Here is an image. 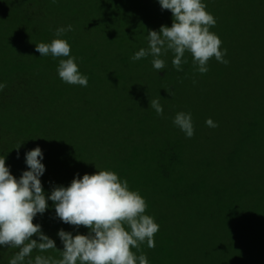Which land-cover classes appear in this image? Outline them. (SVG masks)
<instances>
[{"label":"trees","instance_id":"1","mask_svg":"<svg viewBox=\"0 0 264 264\" xmlns=\"http://www.w3.org/2000/svg\"><path fill=\"white\" fill-rule=\"evenodd\" d=\"M208 2L205 3L206 11L209 9L214 18H224L221 14L223 8L239 9L242 14L249 15L248 23L244 25V17L238 16V12L226 11L225 24L217 27L227 33L228 50L224 59L228 63L225 65L215 60L204 74L216 90L213 98H244V85L251 82L256 93H247V98H261V95L264 98V71L244 83L262 61L264 67V37L257 21H249L250 16L264 17V0H231L228 5ZM140 13L150 14L146 33L140 24L132 21ZM110 17L113 20L107 21ZM165 18H173L169 10H162L158 5L142 7L135 0H0V82L6 85L0 92V157H5L11 174L18 179L23 171L28 170L25 153L39 146L44 154L41 162L46 170L41 183L46 193L56 186H69L77 174L82 178L84 174L99 170L113 171L119 178L126 179L130 190L139 192L145 199L146 214L159 225L154 236L155 247L149 248L146 242L140 245L149 264H174L173 260H180L177 254L183 242L178 228L179 222L188 217L184 215L185 211L189 212L186 221L197 234L196 250L203 264H264V165L251 150L244 153V147L251 144L250 148H259L261 143L251 126L245 130L247 132L243 130L242 134L234 136L220 127L218 121L221 118L217 112L220 99L207 110L190 100L185 102L194 125V136L187 138L172 123L176 113L182 111L181 105L176 110L169 103L163 104V115L169 118L162 120V116H157L149 107L151 98H133L123 106L127 116L125 138L132 137L131 122L143 143L131 148L128 145L122 148L121 144L115 143L117 150L104 162L101 154L106 141L97 138L99 144L101 142V151L95 164L88 162L90 159L86 156L88 152L94 155L92 139L95 135L89 136L86 129L81 144L78 134V127L87 123L86 117L82 123L73 121L72 124H62L54 118V111L62 99L56 89L58 84L77 89L74 95L81 96L90 92L97 94L100 88L95 84L98 80V53L87 54L89 51L83 49L78 54L75 48L82 42L79 39L87 40L90 34H97L106 46L114 47V56L117 57L122 49L132 53L130 40L135 35L144 37L141 45L138 39L135 40L137 51L147 48L148 31L167 26ZM101 19L105 21L100 22ZM69 24L72 31L61 37L55 35L57 28ZM57 38L70 44V55L77 58L79 71L88 77L87 87L64 83L56 70L61 58L41 57L35 50V44L50 43ZM94 48V44L89 45L90 51ZM235 56L236 66L233 65ZM161 58L165 60V68L160 70L162 74H171L180 86L194 84L190 80L197 69L190 53H185L187 63L182 64V71L173 67L174 54L170 50ZM121 62L127 65L129 61ZM148 62L149 57L141 59L139 64ZM150 71L156 79L154 68ZM122 79L121 74L110 72V88H115ZM198 93L200 98H205L203 91ZM158 99L161 102V98ZM259 105L263 106L257 111L247 112L253 116L251 123H264L263 101ZM183 112L188 113L185 107ZM209 118L218 127L207 126L205 121ZM235 148H240L237 154ZM255 165L260 167L261 174L248 179L247 174ZM221 176L229 180L226 182ZM48 204L49 209L38 214L33 223L40 224L43 233L55 240L57 250L46 253L33 250V260L36 255L62 258L63 245L57 236L60 229L73 235L89 231L84 226L77 229L61 222L55 216L52 202L48 201ZM233 222L237 225L233 226ZM32 238L37 239L35 235ZM18 251L0 247V264H8ZM132 251L136 255L140 252Z\"/></svg>","mask_w":264,"mask_h":264},{"label":"clouds","instance_id":"2","mask_svg":"<svg viewBox=\"0 0 264 264\" xmlns=\"http://www.w3.org/2000/svg\"><path fill=\"white\" fill-rule=\"evenodd\" d=\"M158 3L162 10L172 13V25L148 31V47L135 52L132 61L151 56L152 67L160 72L165 68L161 57L170 50L174 54L172 65L177 71H182V64L187 63L186 52L191 54L193 65L201 74L207 73L208 61L213 57L219 63H228L224 59L226 50L220 49L221 40L210 31L216 20L206 11L203 0H158ZM70 31L72 25L69 24L57 28L55 35L61 37ZM35 50L41 57L61 58L56 70L64 83L87 87L88 77L79 71L77 58L70 55L67 40L41 42L35 44ZM5 87V83L0 82V92ZM168 93L171 95L170 91ZM149 107L157 116L164 113L159 99H152ZM172 123L187 138L194 136L190 112L176 113ZM205 123L210 128L218 127L211 118ZM43 159L39 146L27 151L28 170L17 179L6 165L5 157H0V247L19 249L8 264H149L145 254L136 255L132 249L139 252L145 242L149 248H154L159 225L146 214L145 199L139 192L130 190L126 179L119 178L113 171L99 170L82 178L77 174L69 186H56L46 193L41 183L46 170ZM48 201L52 202L55 216L61 222L77 229L84 226L89 231L73 235L60 229L57 236L63 245L62 258L36 255L33 260V250L40 253L57 250L55 240L43 233L40 224L33 223L38 214L49 209ZM34 235L37 239L32 238Z\"/></svg>","mask_w":264,"mask_h":264},{"label":"rangeland","instance_id":"3","mask_svg":"<svg viewBox=\"0 0 264 264\" xmlns=\"http://www.w3.org/2000/svg\"><path fill=\"white\" fill-rule=\"evenodd\" d=\"M134 1V0H133ZM138 5L144 7L148 5H159L158 0H135ZM207 1L208 3L215 5L217 2L224 3L228 5L231 0H203L205 4ZM233 8V6H232ZM238 12V16L244 17V25L248 23V16L245 12L244 14L241 13L239 9H231L228 8L222 10L221 14L224 18L216 17V24L211 28V32L215 33L219 39L221 40L220 49L221 51L227 52L228 50V43L226 40V34L222 30H218L217 27L219 25L225 24L226 22V11ZM240 11V12H239ZM208 12L210 10L208 9ZM233 12V13H234ZM170 16L172 17V13L170 12ZM150 14L140 13L137 16V19L132 18L134 24H140L144 29L145 33L150 26ZM251 19L249 21H257V25L259 28V32L262 37H264V17L258 16V18H254L250 16ZM113 20L110 17V21ZM105 20H100V22ZM173 22V18H165L164 23L171 27ZM104 24V23H103ZM254 25L253 27H255ZM157 31V30H156ZM246 32V31H244ZM144 36V35H143ZM92 41H87L90 39ZM105 38V37H104ZM144 37L135 35L133 39L130 40V44L133 47L132 53H129L128 49H122L119 51L118 56H114L115 49L111 45H105L103 39L97 34H90V37L87 40L79 39L80 42L78 46L75 48V51L78 54H81L82 50L85 49L89 51L87 54H92L97 52L98 55L96 57L97 63V76L98 80L96 81V86H99V90L97 94L88 93L81 95H74L77 93V89L75 88H68L65 85L58 84L56 87L58 93L60 94V98H62L59 102V106L54 111V118H56L60 123L65 124L69 123L72 124L73 121L78 123H82L84 117L87 119L86 125L78 127L79 135L81 137L80 143L82 144L83 134L85 130L90 134L95 135L92 139L94 143V155L90 152L86 154V156L90 159L88 162L95 164L97 161V157L101 151L99 140L106 141L102 147V154L104 156V162L106 158L110 154H114L115 150H117V145L115 143H119L122 145V148H125L128 145L131 148L132 145L137 146V144L143 143L140 139L139 134L136 132L132 123L130 122V131L132 133V137L129 140L125 138V126L127 116L124 112V104L127 102H131L133 98H151V99H158L161 98L160 104H170V106L179 110V106L182 111L184 107L187 109L188 113L190 108L188 104L185 102L190 100L194 104L202 105V108L207 110L211 105L217 103L219 100L220 107L217 109L219 112L220 120L218 124H220L225 132H229L230 134L240 135L250 126L256 130L259 136L260 146L259 148H250L251 144L248 147H244V153L247 150H251L252 155H257L260 158L262 166L264 165V123H251L252 117L250 116L248 111L255 109L257 111L263 105H259V102L263 101V95L261 98H247V93L251 92L252 95L255 92L253 83L249 85H244L246 89L244 93V98H213V92H216L213 83L209 81L204 74H200L197 70L193 72L190 82L194 84H182L175 83V77L171 74L166 75L162 74L161 71L158 72L154 69V74L156 79H154V75L150 70H152V63H151V56H149L150 62L146 65L139 64L140 60L132 61L131 57L137 52V42L136 39L139 40L140 45L143 41ZM94 44L95 48L91 51L89 50V45ZM143 48V47H142ZM124 60H128V64L125 65L123 62ZM215 61V58H211L208 61V66ZM133 63H138V66H131ZM258 64V61L256 62ZM213 65V64H212ZM233 65H237V57L233 58ZM263 61L259 68L255 69L252 73L245 78L244 83L248 80H251L255 75L259 74L261 71H264ZM217 67V65H215ZM117 73L123 76L120 84H118L115 88H110L111 84L109 81V74ZM48 84V81L45 80ZM227 83V79L225 80V84ZM171 92L169 95L168 91ZM146 91V92H145ZM199 91H203L205 93V98L199 97ZM227 93V92H225ZM249 97V96H248ZM165 98H168L167 101H164ZM197 98V99H195ZM198 101V102H197ZM257 101V103H255ZM183 103V104H182ZM91 110V111H89ZM169 117L162 115V120H166ZM77 131V130H76ZM176 136V134L174 133ZM77 136V135H75ZM98 138V139H97ZM150 140V139H148ZM149 142V141H148ZM232 142V138H231ZM115 144V145H114ZM257 147V146H256ZM235 154L239 152L240 148H235ZM233 150V149H232ZM261 169L258 165L252 167L247 174V178L254 179L260 176ZM227 182L229 178H225L221 176ZM241 177L244 179V170L241 172ZM184 215L188 216L179 222V233L182 234V242L183 245L179 250L177 256L180 259L179 261L173 260L174 264H203L204 261L201 259L200 254L196 250V243L195 237L196 232L191 229V225H189V221H186L189 218V212L185 211ZM191 217H194L192 214ZM193 222V221H192ZM237 223V222H236ZM233 222V226L236 224ZM237 225V224H236ZM141 253L145 254L144 250H141L138 255Z\"/></svg>","mask_w":264,"mask_h":264}]
</instances>
